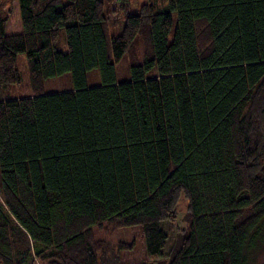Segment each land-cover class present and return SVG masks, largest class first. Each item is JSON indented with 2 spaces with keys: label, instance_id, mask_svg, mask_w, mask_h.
Listing matches in <instances>:
<instances>
[{
  "label": "trees",
  "instance_id": "obj_1",
  "mask_svg": "<svg viewBox=\"0 0 264 264\" xmlns=\"http://www.w3.org/2000/svg\"><path fill=\"white\" fill-rule=\"evenodd\" d=\"M117 8L113 34L102 0H0V264H120L131 245L107 237L132 226L156 261L180 195L189 225L167 264H254L264 248V0ZM123 55L130 79L117 83ZM91 69L101 82L87 88ZM65 72L72 89L45 94L44 81Z\"/></svg>",
  "mask_w": 264,
  "mask_h": 264
},
{
  "label": "rangeland",
  "instance_id": "obj_2",
  "mask_svg": "<svg viewBox=\"0 0 264 264\" xmlns=\"http://www.w3.org/2000/svg\"><path fill=\"white\" fill-rule=\"evenodd\" d=\"M105 4V11L108 19L114 25L110 29L111 33L115 34L120 31L124 22V17L117 8L119 0H102ZM148 0H128L129 9L132 14H135L138 7ZM162 3V0H156ZM64 30H61L59 41L57 44L59 51L65 50L64 45ZM141 39H137L134 43V56L137 59H141L144 54ZM16 67L21 74V83L18 88L12 90L15 96H21L28 94V78L25 70V58L23 55L17 56ZM115 80L117 83L125 82L130 79L128 70L127 56L123 57L114 65ZM100 76L97 69H91L85 73V84L87 88H92L100 85ZM72 89L71 76L69 72H65L61 75L47 78L44 81V93H56L66 92ZM186 200L183 195H180L177 201V218L175 223L163 221L160 223L161 229L166 233L167 240L162 250V256L156 261L148 259L141 236V230L139 226L125 227L117 230L112 236L107 237L110 245L113 247L117 242H122L125 246L131 245L130 248L120 251L121 263L120 264H167L170 259L169 252L172 246H174L176 240L183 235L184 229L189 225V218L186 216ZM179 229V230H178ZM178 230V231H177ZM254 264H264V248L259 251L257 259Z\"/></svg>",
  "mask_w": 264,
  "mask_h": 264
}]
</instances>
